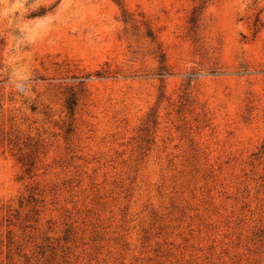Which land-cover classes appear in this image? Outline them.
I'll use <instances>...</instances> for the list:
<instances>
[{
  "label": "rangeland",
  "instance_id": "1",
  "mask_svg": "<svg viewBox=\"0 0 264 264\" xmlns=\"http://www.w3.org/2000/svg\"><path fill=\"white\" fill-rule=\"evenodd\" d=\"M201 1L0 0V264H264V0Z\"/></svg>",
  "mask_w": 264,
  "mask_h": 264
},
{
  "label": "trees",
  "instance_id": "2",
  "mask_svg": "<svg viewBox=\"0 0 264 264\" xmlns=\"http://www.w3.org/2000/svg\"><path fill=\"white\" fill-rule=\"evenodd\" d=\"M113 1L116 2V3L120 2V0H113ZM206 1L207 0H202L201 2H202V4H204ZM194 13H195V9L192 12V16L194 15ZM160 75H162V74L160 73ZM67 104H68L69 110L72 111L73 103L72 102H68Z\"/></svg>",
  "mask_w": 264,
  "mask_h": 264
}]
</instances>
